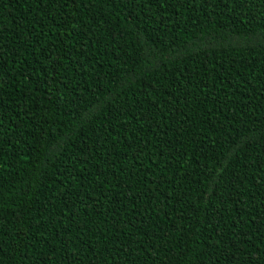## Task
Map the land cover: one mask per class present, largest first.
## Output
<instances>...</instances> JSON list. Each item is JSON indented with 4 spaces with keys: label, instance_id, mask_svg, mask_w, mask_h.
I'll list each match as a JSON object with an SVG mask.
<instances>
[{
    "label": "trees",
    "instance_id": "obj_1",
    "mask_svg": "<svg viewBox=\"0 0 264 264\" xmlns=\"http://www.w3.org/2000/svg\"><path fill=\"white\" fill-rule=\"evenodd\" d=\"M0 264H264V0H0Z\"/></svg>",
    "mask_w": 264,
    "mask_h": 264
}]
</instances>
